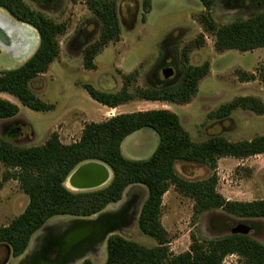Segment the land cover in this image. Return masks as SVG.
<instances>
[{"label": "trees", "instance_id": "obj_1", "mask_svg": "<svg viewBox=\"0 0 264 264\" xmlns=\"http://www.w3.org/2000/svg\"><path fill=\"white\" fill-rule=\"evenodd\" d=\"M70 1H83L99 22L98 38L84 48L82 55L84 69L95 70V57L110 43L120 40L116 1ZM200 2L204 11L197 20L203 31L214 37L217 52L264 50V9L251 13L245 19L217 26L210 15L216 0ZM142 8L148 14L150 0H144ZM0 9L15 21L33 28L38 36L36 50L23 64L0 71V93L14 97L22 106L35 112L52 110L53 106L39 99L30 85L58 58L59 37L65 34L66 24L56 23L42 12L31 9L23 0H0ZM142 19L145 21V17ZM199 39L201 45L203 35L200 34ZM197 43V39L193 40L183 48V62L188 61L190 50L200 46ZM208 73V63L201 66L185 64L177 82L171 85L133 87L138 75L134 71L122 76V87L118 92H103L89 84L83 88L92 100L109 109L134 100L183 105L190 102L197 93L199 81ZM237 76L245 81L255 78L253 74L239 71ZM238 109L264 114V104L260 99L245 96L220 105L208 117L226 120ZM18 113L16 104L0 98V121L12 119ZM16 129L10 127L7 133L0 135V163L5 169L2 182L16 181L28 198L24 211L10 224L0 227V245L7 248L11 258L20 257L32 236L49 220L56 217H93L109 205L120 202L128 188L141 186L146 197L139 209L137 227L143 235L153 238L156 245L145 247L119 234L110 235L105 243L104 264H224L225 257L230 255L237 257L236 264H264V245L240 234L200 239L191 234L188 250L174 255L169 251L168 233L161 224L162 199L170 187L193 200V219L214 209L239 219H264V200L231 201L216 190L218 160L263 155L264 135L238 142L211 135L203 142H194L178 116L167 109L122 113L101 122L85 123L79 139L69 144H63L58 134L53 132L40 146L18 147L6 135ZM141 129H151L158 136L153 154L144 160L124 157L122 142ZM86 162L107 167L111 173L110 181L102 188L74 192L66 181L79 165ZM177 163L205 165L212 174L204 180L189 181L178 175ZM80 264L93 263L84 259Z\"/></svg>", "mask_w": 264, "mask_h": 264}, {"label": "rangeland", "instance_id": "obj_2", "mask_svg": "<svg viewBox=\"0 0 264 264\" xmlns=\"http://www.w3.org/2000/svg\"><path fill=\"white\" fill-rule=\"evenodd\" d=\"M23 1L31 9L67 27L65 34L59 37L58 58L46 73L36 77L30 85L36 96L52 105L53 109L35 112L22 106L14 97L1 93L19 107L17 116L0 121V135L7 133L10 127L17 128L14 133L6 134L12 144L18 147L40 146L53 132L58 134L63 144H69L79 139L85 123L101 122L122 113L157 109L175 113L194 142H203L211 135H221L230 142L264 135V114L238 109L226 120L208 117L220 105L238 97H256L264 104V50L217 52L214 37L204 32L197 20L204 11L200 0H150L148 14L143 12L144 0H115L121 28L120 40L110 43L95 57V70L84 69L82 55L84 48L98 38L99 22L83 1ZM263 9L264 0H216L210 15L216 25L221 26L245 19ZM0 11L7 14L2 9ZM32 34L36 45L23 59L0 47V71L19 67L34 53L38 36L34 29ZM200 34L203 35L201 45ZM196 39L200 46L190 50L188 61L183 62L181 51ZM204 63H208L209 73L199 81L197 93L190 102L183 105L134 100L118 109H109L92 100L83 88V85L89 84L97 90L115 93L122 87V76L134 71L138 75L133 87L171 85L177 82L183 65L201 66ZM165 69L173 70L168 78L161 75ZM238 71L253 74L255 78L250 81L239 79ZM158 140L153 130L141 129L124 139L121 152L128 159L144 160L153 154ZM218 161L216 190L224 198L242 202L264 200V154L240 160L226 157ZM4 170L0 163V227L10 224L28 203L27 196L16 181L2 182ZM176 171L189 181L204 180L212 174L208 166L200 164L177 163ZM223 192L229 195L225 197ZM145 197L143 187L132 186L120 202L109 205L103 213L113 216L110 223L115 234L145 247H154V239L143 235L137 227L139 209ZM193 204L191 198L179 194L173 187L163 196L161 224L168 233V248L172 254L188 250L191 234L199 239L223 237L231 234L238 224L249 226L251 231L248 236L264 245V219H239L220 209L207 211L193 219ZM66 218L70 217L51 220ZM84 250L85 257L69 264H80L84 259H90L93 264H104L105 243L100 242ZM14 261L7 248L0 245V264H13ZM236 262L235 255L227 256L223 261L224 264Z\"/></svg>", "mask_w": 264, "mask_h": 264}, {"label": "water", "instance_id": "obj_3", "mask_svg": "<svg viewBox=\"0 0 264 264\" xmlns=\"http://www.w3.org/2000/svg\"><path fill=\"white\" fill-rule=\"evenodd\" d=\"M161 73L162 77L168 78L172 75L173 70L165 69L162 70ZM92 163L102 165L96 162ZM105 168L108 171L107 179L109 180L111 173L107 167ZM98 182L99 179H95L94 174H92L91 171H84L83 174L78 175L77 177V185L81 189H96L99 185ZM111 219H113L112 215H106L102 211L96 214L93 218H66V220H71L73 223L64 228L56 226L52 227V229L49 227V223H51L52 220H49L40 229L36 238L34 235L30 244H37L42 239L44 240V235L41 233L43 231L45 232V243L47 244L49 242H47L48 239H52V244L59 247L60 252L57 254V258L54 261H46L45 263L38 262L37 264H69L82 259L86 255V253L84 254V249L94 246L100 242L106 243L107 238L110 235L115 234V229L110 223ZM250 231L251 228L249 226L238 224L231 230V234L248 235Z\"/></svg>", "mask_w": 264, "mask_h": 264}, {"label": "flooded vegetation", "instance_id": "obj_4", "mask_svg": "<svg viewBox=\"0 0 264 264\" xmlns=\"http://www.w3.org/2000/svg\"><path fill=\"white\" fill-rule=\"evenodd\" d=\"M7 17L11 20V23L8 25H6L5 22L0 18V29H2V32L0 31V47L4 51L12 53L13 56L23 59L33 51L36 45L35 38L32 34L33 29L25 24H21L12 20L8 15ZM67 182L68 181H66V184ZM55 222L56 221H52L49 223V227L51 229L52 227H56ZM39 231L36 232L35 238L38 236ZM41 233L44 235V240L42 239L37 244L31 243L30 247H27L26 251L20 257L16 258L13 264H37L38 262L45 263L46 261H54L57 258L60 248L55 244H52V239H48L47 242H49L46 244L44 234L45 232L42 231ZM6 261L7 257L4 259V262Z\"/></svg>", "mask_w": 264, "mask_h": 264}, {"label": "bare ground", "instance_id": "obj_5", "mask_svg": "<svg viewBox=\"0 0 264 264\" xmlns=\"http://www.w3.org/2000/svg\"><path fill=\"white\" fill-rule=\"evenodd\" d=\"M0 18L1 20H3L5 22L6 25H8L9 23H11V20L7 17V15L3 12L0 13ZM0 31L2 32V29H0ZM10 39V38H9ZM84 171H91L92 174H94V178L95 179H99V185L97 186V188L102 187L103 185H105L106 181L108 180V171L107 169L102 166V165H97L95 163L92 162H88V163H83L81 165H79L69 176L68 178V182H67V186L75 191H82V190H89V189H81L78 187L77 185V177L78 175H81L84 173ZM96 188V189H97ZM73 222H71V220H59L55 222V225L60 227V228H64L66 226L71 225Z\"/></svg>", "mask_w": 264, "mask_h": 264}, {"label": "crops", "instance_id": "obj_6", "mask_svg": "<svg viewBox=\"0 0 264 264\" xmlns=\"http://www.w3.org/2000/svg\"><path fill=\"white\" fill-rule=\"evenodd\" d=\"M0 98L8 99L7 97L2 96L1 93H0ZM8 100H9V99H8ZM115 109H118V107L115 108ZM221 159H224V158H221ZM221 159H219V160H221ZM218 162H219V161H218ZM219 163H220V162H219ZM219 163H218V164H219ZM128 189H129V188H128ZM128 189H127V190H128ZM127 190H126V191H127ZM126 191H125V193H126ZM125 193H124V195H125ZM223 193H224V192H223ZM223 195L225 196V195H229V194H228V193H224ZM225 197H226V196H225ZM228 199H230V198H227V200H228Z\"/></svg>", "mask_w": 264, "mask_h": 264}]
</instances>
